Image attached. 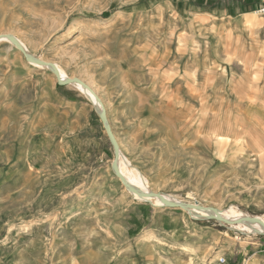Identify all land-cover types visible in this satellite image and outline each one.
<instances>
[{
  "label": "rangeland",
  "instance_id": "rangeland-1",
  "mask_svg": "<svg viewBox=\"0 0 264 264\" xmlns=\"http://www.w3.org/2000/svg\"><path fill=\"white\" fill-rule=\"evenodd\" d=\"M261 7L0 0V264H264V234L233 221H264ZM103 113L119 162L186 209L123 184Z\"/></svg>",
  "mask_w": 264,
  "mask_h": 264
},
{
  "label": "bare ground",
  "instance_id": "bare-ground-1",
  "mask_svg": "<svg viewBox=\"0 0 264 264\" xmlns=\"http://www.w3.org/2000/svg\"><path fill=\"white\" fill-rule=\"evenodd\" d=\"M80 26V25H79ZM79 26H76V27H74V28H72L67 34H65V35H63V36H61L60 38H59V41L57 42V44H61V43H63L64 41H66L67 39H70L71 37H73L74 35H75V33L77 32V30H78V28H79ZM15 38V37H14ZM16 42H17V44H16ZM19 44V45H18ZM20 45L22 46L21 47V53L22 52H25L27 55H28V53L30 52V49H29V47H28V45L22 40V39H20V38H18V37H16V41H15V43H11V45H10V49L12 50V49H20ZM28 52V53H27ZM24 54V53H23ZM38 62V61H37ZM48 66L49 67H51L50 66V64H48ZM57 66V69H58V71L56 70V68H54V67H51L52 69H54L53 70V72L58 76V75H60V77L63 79V80H65V79H67V74L62 70V68L59 66V65H56ZM60 78V79H61ZM61 79V80H62ZM71 81V80H70ZM101 109L99 108V111H100ZM107 126L108 127H110L109 126V124L107 123ZM119 153H120V151H119ZM113 166H114V171H115V174L120 178H125V180L126 181H124V179H123V184L125 185L126 183L125 182H128L130 185H131V187H132V191H134V193H135V195L137 196V198L138 199H140V200H142V201H144V202H148V200H150V199H154L153 197H162V198H165V199H172V197H170V196H167V195H164V194H157V193H154L152 190H151V188H150V186H149V184H148V182L147 181H145V180H143L142 178H140V177H138V176H136V175H134L132 172H131V170H130V167H129V165H128V161H127V159L121 154V156H120V162H119V157H118V164H117V166L114 164V162H113ZM120 172V175H118V173L117 172ZM120 178V180L122 181V179ZM128 178H131V180H128ZM133 179V180H132ZM135 180V181H134ZM136 182H139L144 188H145V191L147 192V193H149V195L146 193H144L143 191H142V187H140V185H138V183H136ZM126 187L127 188H129V189H131V187H129L127 184H126ZM144 188H143V190H144ZM153 196V197H152ZM155 200V203L156 204H158V205H160V206H175V207H177L178 205L176 204V203H173V202H169V201H165V200H160V199H154ZM175 200H177V199H175ZM201 206H199V205H195L194 207H193V210H192V212L193 213H200V211H201V208H200ZM184 209H186V208H184ZM219 210V209H218ZM204 211H208V212H210L209 210H208V208H205L204 209ZM220 211V210H219ZM190 212V211H189ZM220 213H221V216L222 217H225V218H227V219H230V220H233L229 215H227L224 211H220ZM240 218L241 219H239V220H233V221H235V222H241L242 223V226H243V229H244V231H246V232H250V233H252V232H255V233H257V234H260V235H262V234H264V221L263 222H261V223H257V222H255V221H253V220H251V219H249V218H247L244 214H241V216H240ZM151 234H147L146 236H145V238H144V240H146V239H150L152 236H150ZM153 238V237H152Z\"/></svg>",
  "mask_w": 264,
  "mask_h": 264
},
{
  "label": "crops",
  "instance_id": "crops-1",
  "mask_svg": "<svg viewBox=\"0 0 264 264\" xmlns=\"http://www.w3.org/2000/svg\"><path fill=\"white\" fill-rule=\"evenodd\" d=\"M185 247L190 246L192 248V250L194 249V253L199 252L201 250V248L204 246L203 243H196L194 245H184ZM227 246V245H226ZM224 246L223 249L226 250L228 247ZM190 248V249H191ZM215 249H217V247H215ZM210 251V250H209ZM206 253V252H205ZM231 258H233L232 256H230V254H226L224 257L219 259V263L216 259V255L215 252H208V254H205V256L203 255H197L196 258L192 259V263L191 264H222L220 263L221 260L224 261V263H226V260H231Z\"/></svg>",
  "mask_w": 264,
  "mask_h": 264
},
{
  "label": "water",
  "instance_id": "water-1",
  "mask_svg": "<svg viewBox=\"0 0 264 264\" xmlns=\"http://www.w3.org/2000/svg\"><path fill=\"white\" fill-rule=\"evenodd\" d=\"M12 40H13V39H12ZM13 41L15 42V40H13ZM16 44H17V42H16ZM23 53H24V56L27 58L28 61H30V62H37V61H38V60H35V59L31 58V57H30L29 55H27L25 52H23ZM50 66L56 68L54 64H50ZM58 80H59V82L62 83V84H67V83H70V82H71V81H62V80L60 79V77L58 78ZM101 117H102L103 122H105V124H106L107 132H108V134H109V136H110V138H111V141H112V143H113V145H114V148H115V159H114V164L117 166V164H118V157H119V147H118V144H117L116 140L114 139V137H113V135H112V133H111L109 127L107 126V123H106V119H105L104 113L102 114ZM117 173H118V175H120V172H119V171H118ZM120 178H121V177H120ZM121 179H122V178H121ZM122 182H123V179H122ZM183 206H184V205H179L178 207H180V208H185V207H183ZM207 208H208V207H207ZM208 210L211 211V212L217 213V214L221 217V213H220V211H219L218 209L210 208V207H209Z\"/></svg>",
  "mask_w": 264,
  "mask_h": 264
},
{
  "label": "built area",
  "instance_id": "built-area-1",
  "mask_svg": "<svg viewBox=\"0 0 264 264\" xmlns=\"http://www.w3.org/2000/svg\"><path fill=\"white\" fill-rule=\"evenodd\" d=\"M262 15H264V0H262V7L261 10L259 11ZM220 262H224L223 260H221Z\"/></svg>",
  "mask_w": 264,
  "mask_h": 264
}]
</instances>
